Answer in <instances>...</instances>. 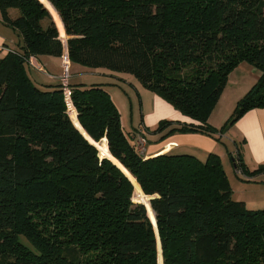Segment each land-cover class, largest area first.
Listing matches in <instances>:
<instances>
[{
  "label": "trees",
  "instance_id": "obj_1",
  "mask_svg": "<svg viewBox=\"0 0 264 264\" xmlns=\"http://www.w3.org/2000/svg\"><path fill=\"white\" fill-rule=\"evenodd\" d=\"M45 1L65 40L42 0H0L21 37L0 59V264H264V208L232 197L219 155L141 154L104 84L69 82L85 136L105 138L150 197L155 230L131 180L67 114L60 83L39 85L26 66L66 48L70 63L129 73L196 122L144 127H169L160 140L183 131L219 138L223 126L208 118L240 63L259 76L225 126L264 108V0ZM230 156L247 172L239 152Z\"/></svg>",
  "mask_w": 264,
  "mask_h": 264
},
{
  "label": "crops",
  "instance_id": "obj_2",
  "mask_svg": "<svg viewBox=\"0 0 264 264\" xmlns=\"http://www.w3.org/2000/svg\"><path fill=\"white\" fill-rule=\"evenodd\" d=\"M42 1L45 3V0ZM48 4L49 3H47L45 6L47 7ZM50 7L53 9V11H55L52 5ZM17 10L18 9L16 8L9 9V14L12 18L17 16L18 13ZM65 38L66 35L64 33L63 40H65ZM20 45H21V37L18 31L15 28H13L10 24H8L6 21H4L0 11V59L4 57L9 51L19 50ZM28 59L26 61L28 73L30 77L37 84L55 85L60 83L59 81V76H60L59 67L61 64L60 57H55L50 55H40L38 57L33 56L30 62ZM38 66L41 67V70L38 69ZM104 73L105 71H101L98 72V75H105ZM230 74L228 76V81H230V77H231ZM256 74L259 73L256 72ZM91 83L103 84L102 81L100 82L96 81ZM104 87L108 91L106 86ZM152 94H153L152 106L147 110L145 119H143V123L140 125L143 127V129L144 127L150 128L149 125L152 126L154 129L160 120L173 121L174 122L173 125H177L176 122L196 123L194 120L190 118L186 119L187 116L182 115L179 111L174 109L172 105H170L162 98L158 97L154 93ZM214 110L215 107L213 108L208 118V123L211 126L215 125L214 123L210 122V117L212 116ZM213 127H216V125ZM168 128H166L162 132H157L153 134L149 133L150 136H155L157 137V139L153 141L150 140L148 142L146 148V156L156 155L157 152L165 148L167 145L169 146V149L166 151L167 153L189 154L195 156L197 159L201 161H204L210 153H215L219 155L221 160L225 155H228L230 158V165L232 167V170L234 174H236V177H233V179L239 181V183L241 182L242 184V185H237V187H233L234 192H232V197L236 200L243 201L246 207L249 209L264 208V183H263L264 108H253L244 112L241 115V117H239L234 123H232L229 126L227 132L223 130L222 134H219V138H214L210 135L201 132L183 131V132H173L167 137H165L164 140H160L161 135L165 134ZM216 128H220V127L217 126ZM79 130L81 131L80 128ZM224 140H229L230 145H227V143ZM229 146L233 147V150ZM237 152L240 153L241 159L246 167L247 172H244L240 169H239L240 171L235 169L230 154L234 156L236 155ZM242 186L245 187L243 188L244 192L241 191Z\"/></svg>",
  "mask_w": 264,
  "mask_h": 264
},
{
  "label": "rangeland",
  "instance_id": "obj_3",
  "mask_svg": "<svg viewBox=\"0 0 264 264\" xmlns=\"http://www.w3.org/2000/svg\"><path fill=\"white\" fill-rule=\"evenodd\" d=\"M46 4H47V1H45V5ZM50 6L51 5L49 3L47 5L48 8L46 6L45 7L51 13L56 23V26L59 30L60 36L63 39L64 31H63L62 23L60 21V18L57 12L53 11V9ZM18 14H19V11L17 15ZM68 70H69V73L71 74L69 78V82L71 84H78V83L88 84L91 82L102 81L104 86H106L109 93L111 94L112 100L114 101L120 113V119H121V124L123 126V130L126 132L130 143L132 145H135L136 147H137V144L139 143L138 147L140 146L142 148L143 147L142 142L138 141L139 139L137 137V134L140 129L144 131L143 127L140 125L143 123V119H145L147 110L152 106V103H153L152 92L145 89L136 80V78L129 73L111 71L104 67L90 68V67H86V66H82V65L74 64V63H71ZM101 71H105L104 73L105 75H98V72H101ZM255 71L259 73V71L255 69L254 67H252L251 65L245 62H242L231 72L230 81L227 80L226 85L224 86L225 88H223L222 90L223 92H221L220 94L221 96L219 97L218 101L216 102L214 106L215 110L212 116L210 117V122L214 123L216 127L223 126L224 131L225 132L228 131L230 125L228 126H225V125L234 112L237 100L240 98V96H243L247 92V90L257 81V77L259 76V74H256ZM62 73H63V68L60 64L59 74L61 75ZM70 116L72 120L75 122V124H77V127L80 128L81 132L85 135L84 130L80 127L79 123L77 122L76 115L74 113H70ZM188 118L190 117L187 116L186 119ZM149 127H150L149 128L150 130L153 129L152 126L149 125ZM134 129H137V131L135 132L134 139L132 140L131 136H129V133L131 135V132ZM145 132H146V135H144V137L146 141H145L144 147L146 151L148 142L150 140L153 141L157 139V137L150 136L149 132L146 130ZM86 137L89 139L90 142H92L95 145L100 156L109 157L131 179L133 186H134L132 200L135 202H141L145 204L148 217L153 221L154 213L152 211V208L148 200L149 196H146L142 192L139 184L136 182L134 177L115 158L111 156V154L108 151L106 139L102 138V140L96 142L92 140L89 136L86 135ZM224 141L227 143V145H230L229 140H224ZM168 149H169V146L167 145L165 148H163L156 154L165 153ZM231 149L233 150V147H231ZM221 162H222V166L224 170H226V173L228 175L231 190L232 192H234L233 187H237V185H242V184L241 182L239 183V181H236L235 179H233V177H236V174H234L232 167L230 165L229 156L225 155L222 158ZM243 188L245 187L242 186L241 191L244 192ZM159 259L161 260L160 255H159Z\"/></svg>",
  "mask_w": 264,
  "mask_h": 264
},
{
  "label": "built area",
  "instance_id": "obj_4",
  "mask_svg": "<svg viewBox=\"0 0 264 264\" xmlns=\"http://www.w3.org/2000/svg\"><path fill=\"white\" fill-rule=\"evenodd\" d=\"M28 58L27 59L30 62L31 58H33V56H29ZM60 58H61V66L63 68V73L59 76V81H60L61 90H62V94H63V99H64V103H65V107H66V112L69 115V117H70V113H74L77 116V111H76V108L73 105L72 98H71L72 90H71V87H70V84H69L70 74H69V70H68L69 69L70 60H69L66 48L64 49V51H63L62 55L60 56ZM38 69L41 70V67L38 66ZM137 137L139 139L138 141L142 142V146H143L142 148L140 146L138 147L139 143L137 141V143H138L137 144V150L141 154H145L146 151H145L144 144H145L146 140H145L144 132H143L142 129L139 130V132L137 134ZM238 171H240V170L238 169ZM263 175H264V171H263ZM263 183H264V180H263Z\"/></svg>",
  "mask_w": 264,
  "mask_h": 264
},
{
  "label": "water",
  "instance_id": "obj_5",
  "mask_svg": "<svg viewBox=\"0 0 264 264\" xmlns=\"http://www.w3.org/2000/svg\"><path fill=\"white\" fill-rule=\"evenodd\" d=\"M75 127H76V125H75ZM77 128V127H76ZM78 129V128H77ZM79 130V129H78ZM80 131V130H79ZM81 132V131H80ZM81 134L85 137V138H87L82 132H81ZM88 139V138H87ZM102 140V139H101ZM88 141H89V139H88ZM90 142V141H89ZM90 143H92V142H90ZM93 144V143H92ZM94 145V144H93ZM95 146V145H94ZM100 156V155H99ZM100 157H107V156H100ZM107 158H109V157H107ZM110 159V158H109ZM111 160V159H110ZM118 166V165H117ZM119 167V166H118ZM123 171V170H122ZM124 172V171H123ZM124 174L126 175V173L124 172ZM127 176V175H126ZM128 177V176H127ZM129 178V177H128ZM130 179V178H129ZM131 180V179H130ZM132 182V181H131ZM149 199H150V197H149ZM148 199V200H149ZM141 203V202H140ZM145 205V204H144ZM153 211V210H152ZM154 213V212H153ZM150 221H151V223L153 224V226H154V228H155V230H156V220H155V215H154V219H153V221L150 219ZM161 249V248H160ZM160 252H161V250H160Z\"/></svg>",
  "mask_w": 264,
  "mask_h": 264
}]
</instances>
